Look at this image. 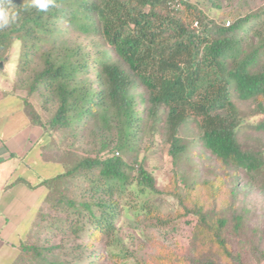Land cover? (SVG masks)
I'll return each mask as SVG.
<instances>
[{
    "label": "trees",
    "instance_id": "obj_1",
    "mask_svg": "<svg viewBox=\"0 0 264 264\" xmlns=\"http://www.w3.org/2000/svg\"><path fill=\"white\" fill-rule=\"evenodd\" d=\"M168 1L55 0L46 13L25 10L24 0L17 1V22L0 30V61L18 40L15 76L25 80L18 86L27 92L20 97L22 107L48 138L42 159L61 164L62 170L39 182L46 192L10 264H99L116 243L127 252L117 235L124 195L131 188L140 195L159 192L152 173L132 155L144 136L136 97L146 104V120L156 123L160 113L164 116L173 163L186 149L179 129L191 118L203 147L220 162L251 178L264 176V149L240 143L239 126L245 121L233 99L253 103V114L263 115L253 128L264 132V5L225 25L189 0L176 8ZM64 23L87 37L95 34L105 47L91 56L86 45L67 35ZM34 92L41 108L51 113L44 122L28 99ZM54 130H63V141L72 148L67 159L46 155L47 146L59 147ZM82 135L89 137L88 150L82 143L74 147L75 140H85ZM238 179L230 185V199ZM181 180L188 190L191 186ZM184 206L197 215V236L205 235L193 242L215 244L232 260L224 236L229 220L213 212L208 219L197 202ZM140 207L151 217L154 210L147 202ZM233 219L232 230L238 232L242 217ZM211 261L207 264H216Z\"/></svg>",
    "mask_w": 264,
    "mask_h": 264
},
{
    "label": "rangeland",
    "instance_id": "obj_2",
    "mask_svg": "<svg viewBox=\"0 0 264 264\" xmlns=\"http://www.w3.org/2000/svg\"><path fill=\"white\" fill-rule=\"evenodd\" d=\"M17 1L12 0L13 4L10 7L14 10ZM189 2L210 18H215L225 25L231 23L234 16L243 15L264 5V0H189ZM62 25L72 40L76 39V43L86 45L91 56H95L98 49L105 47L97 43L99 37L95 34H90L87 37L74 30V27H69L65 23ZM91 43L92 45H90ZM19 51L20 42L14 40L3 61H0L2 63V67H0V90L4 91L10 87V92L18 96V98L8 97L10 95L8 91L3 94L6 98L0 103V127H4V129L11 127L10 129L13 130L23 125L21 111H19V107L22 105L20 97L23 98L27 92L18 86L22 78L18 81L15 76ZM108 52L111 58L115 59L113 52ZM88 77L95 78L91 65ZM135 92L139 93L140 88L136 89ZM28 99L32 108L39 114L40 119L43 122L46 121L51 113L41 108L37 93L29 94ZM135 99L136 109L143 117L140 125L144 129V136L138 142L132 155H135L146 170L152 173L155 178V186L159 192L140 195L132 188L129 189L123 198V203L126 205L122 212L121 222L117 227V235L127 252L125 253L124 249H120L119 244L116 243L110 247L109 253L103 250L105 257L99 264H207L209 260L216 264H238L236 258L241 264H264V176L258 174L257 177L251 178L243 170L237 172L234 167L220 162L208 149L203 147L199 139V129L191 118L179 129V136L186 145V149L179 156L177 163H173L168 153L169 142L166 140V132L163 127L164 116L160 113L161 119L156 123L152 120H146L145 102H141L138 97ZM233 99L237 105L239 117L245 121L239 126L238 138L240 143L244 148L264 149V132L253 128L254 122L263 115L255 116L253 114L252 102L241 101L236 97ZM28 114L25 113L26 116ZM51 134L56 137L55 142L58 143L55 145L59 147H55L52 151L51 147L47 146L45 148L46 155L49 158L54 157V153L65 156L68 153L67 150L72 148L67 147L64 143L63 130H54ZM82 137L85 140H75L74 147L76 144L81 145L82 143L84 145L81 146L88 150L89 143L87 141L89 137L86 135H82ZM47 141L48 138L45 139L44 143ZM38 144L36 143L35 147L39 146ZM36 151L35 148L32 149L31 154ZM13 158L0 162V191L2 185L8 181L5 190L0 192V209L7 202L15 203V198L18 197L16 193L18 182L13 183L15 179L23 177L22 181L28 185L39 174L48 177L62 170V165L55 162L37 166L30 161L27 163L26 159ZM65 158L67 159L66 156ZM21 167H26L24 174L21 173ZM235 176H239L235 189L236 195L234 199H230L228 198L230 185H232ZM181 178H184L187 184L191 186L188 190L183 187ZM18 186L21 187V184ZM17 200L20 205L17 211H22L25 208L29 215H35L40 206L38 202L33 208L27 207L26 203L23 206L24 202H21L19 197ZM214 201H216V206L213 208ZM144 202H147L149 207L154 210L151 217H147L145 210L140 207ZM196 202L201 204L204 211L207 210L208 219L213 218L211 215L213 212L215 215H224L229 220L225 226L224 236L233 256L232 260H226L215 244L208 247L196 245L197 243L193 242L195 237L198 240L205 239V235L198 234L199 237L197 236V229L195 228L197 215L187 212V208L184 206L190 208ZM210 210L212 211L209 212ZM234 215L242 217V225L238 232L232 230ZM17 216L13 219L15 221L20 219L21 223V212ZM33 218L34 216H31L30 219H27L28 223L30 222L29 226L28 223H23L24 225L21 224L19 229L23 232L25 231L23 228L28 227L29 229ZM160 220L165 223H158ZM3 229V232L0 233V240L2 241L0 243V261L4 264H10L17 253V249L6 247L4 238L8 234V228ZM15 232L10 237L12 241H17V232L16 234ZM202 232L206 233V230ZM19 233L18 236L21 239L25 237L24 234ZM95 246L97 247V243Z\"/></svg>",
    "mask_w": 264,
    "mask_h": 264
},
{
    "label": "crops",
    "instance_id": "obj_3",
    "mask_svg": "<svg viewBox=\"0 0 264 264\" xmlns=\"http://www.w3.org/2000/svg\"><path fill=\"white\" fill-rule=\"evenodd\" d=\"M11 86V85H10ZM10 87L7 88V90L1 91L0 90V103L3 101L4 98H6L3 94L8 91L10 93V96L18 98V96L12 92H10ZM21 105V103H20ZM19 111H21V119L23 120V125L16 127L15 129L11 130L9 127V129H4V127H0V162L2 161H8L10 159H14L13 157H19L20 159H26L27 163L30 161L33 164L37 165V166H44V165H49L50 163L53 162H49V161H42V156H41V152H42V145L44 143V137L42 135V130H40V128H38L37 126L32 125L29 122V119L27 118V116L25 115V111L21 105V107H19ZM36 143H39L37 147ZM36 149L37 151L33 154H31L32 149ZM24 163V161L22 162V164ZM26 167H21L22 170V174H24ZM13 174V172H12ZM41 175V176H40ZM22 176V175H21ZM50 177V176H48ZM43 178H47L42 176V174H39L37 178H35L33 180V182L28 183V185H26V182H23V177L17 178L15 179V182H18V185L21 184L20 186H16V193L19 197V199H21V202H24L23 206H25V203L27 204V207L33 208L34 205L38 202V205L41 204L44 194L46 192V189L39 185V182L43 179ZM1 183V182H0ZM8 185V181H6L5 185H2V189L0 192H2L3 190H5V188ZM23 185V186H22ZM30 185H32L33 187H31ZM15 198V203L12 204L11 202H7L5 203V206L3 208L0 209V233L3 232V228H8V234L6 235V238H4V242L6 243V247H12L13 249H16V245L18 243V239L20 236H18L21 232V234H25V232L27 231L28 227L23 228V230H25L24 232L21 231L20 225L21 224H25L28 223L27 219L31 216H34L32 214L29 215V213H27L26 209L23 208L22 211L17 209L19 208V202L17 200V198ZM29 204V206H28ZM26 207V208H27ZM25 209V210H24ZM19 212H21V217H22V222L20 223V219L18 221H15L13 218L14 217H18L17 215L19 214ZM26 218V219H25ZM30 223V222H29ZM28 223V226H29ZM23 224V225H24ZM19 229V230H18ZM17 234H16V232ZM15 232L16 234V240H13L10 238L11 235H13ZM10 238V239H8ZM21 238V237H20ZM2 241L0 240V243ZM0 253H1V246H0ZM0 264H4L0 261Z\"/></svg>",
    "mask_w": 264,
    "mask_h": 264
},
{
    "label": "clouds",
    "instance_id": "obj_4",
    "mask_svg": "<svg viewBox=\"0 0 264 264\" xmlns=\"http://www.w3.org/2000/svg\"><path fill=\"white\" fill-rule=\"evenodd\" d=\"M12 0H0V30H4L15 24L19 18V12L10 6ZM25 10L34 8L38 13L47 12L50 8L55 7V0H28L27 3H22Z\"/></svg>",
    "mask_w": 264,
    "mask_h": 264
},
{
    "label": "built area",
    "instance_id": "obj_5",
    "mask_svg": "<svg viewBox=\"0 0 264 264\" xmlns=\"http://www.w3.org/2000/svg\"><path fill=\"white\" fill-rule=\"evenodd\" d=\"M180 1L182 0H169L168 3L170 7L176 8V7H179Z\"/></svg>",
    "mask_w": 264,
    "mask_h": 264
},
{
    "label": "water",
    "instance_id": "obj_6",
    "mask_svg": "<svg viewBox=\"0 0 264 264\" xmlns=\"http://www.w3.org/2000/svg\"><path fill=\"white\" fill-rule=\"evenodd\" d=\"M0 67H2V63L0 62Z\"/></svg>",
    "mask_w": 264,
    "mask_h": 264
}]
</instances>
